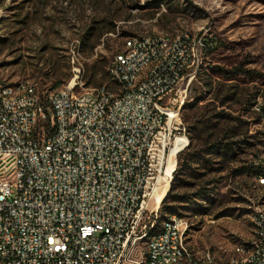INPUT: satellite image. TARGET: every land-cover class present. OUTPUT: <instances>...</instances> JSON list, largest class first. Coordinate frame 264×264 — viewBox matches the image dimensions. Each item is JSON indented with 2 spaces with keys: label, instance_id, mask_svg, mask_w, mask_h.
Wrapping results in <instances>:
<instances>
[{
  "label": "built area",
  "instance_id": "built-area-1",
  "mask_svg": "<svg viewBox=\"0 0 264 264\" xmlns=\"http://www.w3.org/2000/svg\"><path fill=\"white\" fill-rule=\"evenodd\" d=\"M184 43L140 94H132L125 77L162 46L140 41L131 44L130 59L113 58L123 85L118 108L107 105L105 86L94 87V97L75 100L77 67L64 95L41 96L33 89L25 99L2 100L11 86L0 84V264H135L143 230L160 212L164 183L187 149L179 103L189 97L209 40L202 38L189 62H181ZM156 98H163L162 107H155ZM42 107H49L46 122L33 116ZM8 110H23V117H8ZM256 222L260 237L252 246L259 259L245 264H264L260 214ZM188 228L176 217L171 233L156 242L152 264H181ZM199 257L217 264L210 254Z\"/></svg>",
  "mask_w": 264,
  "mask_h": 264
},
{
  "label": "rangeland",
  "instance_id": "rangeland-1",
  "mask_svg": "<svg viewBox=\"0 0 264 264\" xmlns=\"http://www.w3.org/2000/svg\"><path fill=\"white\" fill-rule=\"evenodd\" d=\"M139 4L141 8L135 9L123 0H0V38L9 39L0 47V78L10 84L28 82L47 95L73 85L77 67L76 92H83L97 87L87 85V69L98 62L109 72L127 38L188 34L214 40L209 43L213 49L221 42L224 47L207 57L201 68L199 64L181 119L190 117L193 125L195 110L208 113L210 119L221 112L229 114L236 122L220 125L239 129L245 141V154L231 168H264V85L233 83L237 94L224 104L204 90L205 81L211 78L215 84L220 78L212 76L211 63L231 67L247 57L249 69L264 73V0H141ZM113 21L115 31L104 32ZM87 30L95 32L89 39ZM59 81L63 83L56 87ZM116 84L110 78L105 87L117 94ZM196 102L197 109H192ZM254 173L218 175L217 190L206 204L208 215L184 217L189 225L186 242L198 256L210 254L217 264H226L239 245L252 240L256 212L264 210V184ZM162 223L159 212L149 225L159 228Z\"/></svg>",
  "mask_w": 264,
  "mask_h": 264
},
{
  "label": "trees",
  "instance_id": "trees-1",
  "mask_svg": "<svg viewBox=\"0 0 264 264\" xmlns=\"http://www.w3.org/2000/svg\"><path fill=\"white\" fill-rule=\"evenodd\" d=\"M123 1L133 5L135 9L141 8L139 4L141 0ZM27 20L28 17L26 16L22 23H26ZM116 25L115 21L111 22L104 32L113 33ZM95 29L96 32L97 28ZM86 32V39L91 38L95 33H90L89 30ZM213 42L214 40H209V43ZM8 43L9 39L0 38V47H5ZM212 46L208 47V54L202 60L200 68L207 57L213 55L219 48L224 47L221 42L217 48L213 49L211 48ZM210 65L209 69L212 76L217 74L218 78H220L215 84L211 78L205 81L204 90L207 89L208 95L213 96L217 101H221V104L231 101L236 96L238 87L233 86V83L264 85V73L249 69L250 62L247 57L243 61L231 65V67L214 63ZM106 67V65L96 62L88 68L86 72L87 85L105 86L110 81ZM200 74L198 71V75ZM208 76L211 77L210 74ZM62 83L61 81L57 82L56 87H60ZM40 95L43 96V94ZM254 106L255 102H251L250 107L253 108ZM191 108L197 109V102ZM261 110V117H264V106H262ZM206 114L208 113L195 110L192 115L193 125H189L190 117L183 118L184 123L188 125L189 146L177 157V168L170 189L160 208V223L172 216L184 218L188 213H191L194 218L197 215L201 217L208 215L209 210H206V204L213 198L217 190L218 180L216 177L226 171L234 174L243 172L252 174L255 172L254 174L260 179L264 178V168L256 171L252 170L251 167L244 166L235 169L231 168L236 163H239L240 156L245 154V141L241 140L242 133L239 129L224 128L220 124L221 121L224 123L236 122V119L223 112L213 115L211 119ZM216 120L219 123L213 122Z\"/></svg>",
  "mask_w": 264,
  "mask_h": 264
},
{
  "label": "bare ground",
  "instance_id": "bare-ground-1",
  "mask_svg": "<svg viewBox=\"0 0 264 264\" xmlns=\"http://www.w3.org/2000/svg\"><path fill=\"white\" fill-rule=\"evenodd\" d=\"M203 37L194 38L188 34H180L176 37L170 36H159V35H143L134 36L127 38L125 40L124 49L122 52L118 53L115 59H130V47L131 44H140V41L146 43L147 45L162 46L157 50H149L148 54L141 62L136 64L135 72L133 76L125 77V86L132 90V94H140L141 89L147 85V81L155 75L156 71L165 65V60L174 57L178 43L185 39L184 52L185 55H181V62H189V56H195V52L198 50L199 42H202ZM203 59H199L196 63V72L199 64H201ZM115 72V61L109 66L110 77H114V81L119 85V93L107 91V105H111V108H118V100L123 95V85L122 76L114 75ZM183 73H190V65H183ZM0 84H5L11 86V91L2 92V100H16L25 99L31 96V93L37 92L35 87L28 82H22L19 84H10L9 82L0 78ZM116 84V85H117ZM73 85L67 86L60 90L55 91V95H64L65 89H71ZM118 89V88H117ZM95 96V89L91 88L83 92H74L75 100L89 99V97ZM161 97H169V90H161ZM187 99V98H186ZM186 99L179 103V120L181 119V109L186 102ZM163 106V98L155 99V107ZM49 115V107H42L41 109H33V116L38 119L39 122H46L47 116ZM8 117H23V110H8ZM3 122V115H0V123ZM189 138L186 133V140H184V148H188ZM174 174L166 179L164 183V194L162 195L161 203L159 204V209L162 202L169 191L171 182L173 180ZM264 180V178H262ZM159 212H156V217ZM255 213V212H254ZM257 214L261 215V224L264 226V210H258L256 212L255 221V231L254 236L251 241L241 244L236 248L235 255L230 259V264H245V260H258L259 252H255V244L258 237H260V228L257 220ZM176 217L172 216L168 219L163 220V223L159 228L153 225H148L143 230V235L140 238L141 255L135 261V264H152L155 261V251L156 242L164 239V233H171V226L176 225ZM178 221L182 223H188L182 217H178ZM188 230V229H187ZM186 230V233H187ZM187 235V234H186ZM168 262H176V255H168ZM181 264H209V258L199 257L189 245L184 246L183 252V262Z\"/></svg>",
  "mask_w": 264,
  "mask_h": 264
}]
</instances>
